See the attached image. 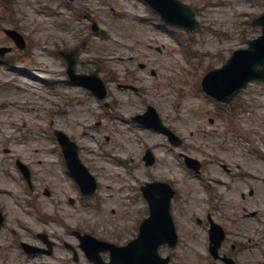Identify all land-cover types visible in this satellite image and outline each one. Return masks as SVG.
I'll use <instances>...</instances> for the list:
<instances>
[{"label":"rangeland","instance_id":"obj_1","mask_svg":"<svg viewBox=\"0 0 264 264\" xmlns=\"http://www.w3.org/2000/svg\"><path fill=\"white\" fill-rule=\"evenodd\" d=\"M181 1L195 10L198 28L163 25L138 0H0V46H13L7 65L0 63V264H74L65 242L90 264L73 230L126 243L147 215L137 185L152 180L175 189L170 211L179 240L158 249L171 264H224L207 251L208 214L226 231L220 253L238 264H264V82L248 83L226 105L230 114L200 91L207 70L259 35L251 20L264 11V0ZM3 28L20 31L27 49ZM60 48L78 49V71L99 70L108 89L103 100L66 80ZM147 104L182 138L179 146L130 119ZM126 126L130 137L122 133ZM55 128L75 140L96 179L87 198L64 168ZM146 148L155 157L149 166ZM180 152L201 161L199 176L184 168ZM15 157L31 168L28 194ZM38 232L55 241L52 253H20L12 236L41 246Z\"/></svg>","mask_w":264,"mask_h":264},{"label":"water","instance_id":"obj_2","mask_svg":"<svg viewBox=\"0 0 264 264\" xmlns=\"http://www.w3.org/2000/svg\"><path fill=\"white\" fill-rule=\"evenodd\" d=\"M144 1L168 23L186 28H194L199 25L194 18V12L188 5L179 0ZM254 23L261 26V34L248 40L246 48L234 50L222 67L209 71L202 80L203 88L222 101L230 100L248 81L264 80V13L255 18ZM67 63L68 72L73 73V60L69 59ZM149 112L153 113V110L149 108ZM141 121L151 125V120ZM83 186L86 188L85 184ZM151 197L154 201L156 217L163 220L156 218L145 220L141 227L143 231L140 232L138 239L128 246L116 247L109 245L112 261L108 264L167 263V258L160 260L156 256L155 249L160 242L167 241L170 245H173L176 240L167 214L169 196L163 198L162 201H159L153 194H151ZM90 256L99 261L97 255Z\"/></svg>","mask_w":264,"mask_h":264},{"label":"bare ground","instance_id":"obj_3","mask_svg":"<svg viewBox=\"0 0 264 264\" xmlns=\"http://www.w3.org/2000/svg\"><path fill=\"white\" fill-rule=\"evenodd\" d=\"M119 59H122V58L119 56ZM28 83L31 84L32 82L28 81ZM22 86L26 88L25 85H22ZM33 110H34V108H33Z\"/></svg>","mask_w":264,"mask_h":264}]
</instances>
